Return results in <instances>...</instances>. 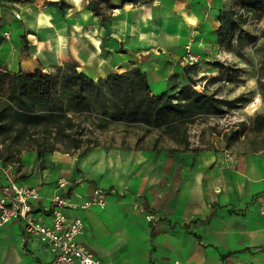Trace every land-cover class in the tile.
I'll return each instance as SVG.
<instances>
[{
    "label": "crops",
    "instance_id": "1",
    "mask_svg": "<svg viewBox=\"0 0 264 264\" xmlns=\"http://www.w3.org/2000/svg\"><path fill=\"white\" fill-rule=\"evenodd\" d=\"M92 1L0 0V66L48 71L71 62L95 79L140 67L158 92L180 81L189 42L201 65L205 59L242 68L259 64L219 45L220 14L231 0ZM248 49L245 44L241 51ZM257 76L246 73L247 80L230 89L232 97L256 84ZM219 81L234 85L235 79ZM111 126L120 130L109 144L113 153L99 154V142L86 151L43 157L27 151L21 164L14 162L16 180L42 195L34 202L36 217L51 222L57 192L83 201L101 188L107 192L104 208L65 211L69 219L83 218L79 239L103 264H264V130L247 129L227 148L186 150L169 147L167 137L153 131L137 143L125 124ZM60 178L69 182L63 189ZM53 258L45 242L25 233L21 220L0 226V264H46Z\"/></svg>",
    "mask_w": 264,
    "mask_h": 264
},
{
    "label": "trees",
    "instance_id": "2",
    "mask_svg": "<svg viewBox=\"0 0 264 264\" xmlns=\"http://www.w3.org/2000/svg\"><path fill=\"white\" fill-rule=\"evenodd\" d=\"M92 4L97 5L98 0ZM263 5L264 0H231L220 14L219 45L237 53L238 48L254 41L256 35L236 12L246 8L259 15ZM94 11L101 13L97 8ZM216 64L220 73L215 80H230L242 69L228 63ZM224 74L228 76L223 78ZM195 84L191 79L177 89L170 86L154 93L140 67L95 79L71 62L57 64L48 71L39 67L12 71L0 66V159L21 164V156L27 151L43 157L56 150L89 149L99 144L93 136L96 130H108L117 122L125 124L127 135L134 133L137 143L153 131L158 138L168 136L187 150L189 124L200 116L223 114L226 107H237L246 99L244 94L220 98L219 89L204 86L199 90ZM247 128L264 130V112L252 117L251 127L242 120L224 132L227 146Z\"/></svg>",
    "mask_w": 264,
    "mask_h": 264
},
{
    "label": "built area",
    "instance_id": "3",
    "mask_svg": "<svg viewBox=\"0 0 264 264\" xmlns=\"http://www.w3.org/2000/svg\"><path fill=\"white\" fill-rule=\"evenodd\" d=\"M242 16L249 24L261 27L262 23L253 16V12L240 8L236 15ZM19 18L20 14H16ZM4 35L9 37V33ZM184 59L194 63L199 56L192 51V43L185 46ZM229 158L232 155L228 152ZM0 171L3 172L4 183H0V226L12 219L23 222L27 235L34 236L45 242L52 251L54 258L46 264H103L86 244L79 239L84 230V221L80 215L69 219L65 209L71 207L75 210L89 209L93 205L104 208L107 205V192L101 188H95L93 193L83 201H73L66 194L55 193L51 197L50 211L52 220L46 223L35 215L34 202L41 198L38 187L22 184L16 180L14 162L3 163L0 159ZM66 178H60L58 187L63 189L68 185ZM264 214V208H262ZM149 220L154 218L153 213H147ZM179 264V262H175Z\"/></svg>",
    "mask_w": 264,
    "mask_h": 264
},
{
    "label": "rangeland",
    "instance_id": "4",
    "mask_svg": "<svg viewBox=\"0 0 264 264\" xmlns=\"http://www.w3.org/2000/svg\"><path fill=\"white\" fill-rule=\"evenodd\" d=\"M260 12L261 13L259 15L253 12V16L262 23L261 27L258 29L249 24L247 20H245V18L240 16L245 21V23L253 27L252 30L254 32L252 33L256 35V39L247 43V45H249L248 54H244V52H242L241 49L238 48L237 55L247 59L249 63H256V61L258 60L259 64H256L254 66L248 65V68H242L238 66L242 69L238 76H234V78H232L235 79L233 83L234 85L215 80V78L219 76L220 73L219 67L216 63H225L221 59H219L218 61L205 59L203 60L204 64L202 65L200 64V58L197 62L194 63L186 61L187 63L180 64V81L173 83L171 86H175L177 89L179 85L190 83L192 79L196 83L195 87L199 90H202L204 86H207L208 90L219 89L220 98H234L240 95L238 94L232 97L230 89L232 88V86H238L240 83H242V81H246V73H255L256 76L258 75L257 83H253L254 85L251 84L252 87L246 86L247 91L241 93L245 95L246 99L241 102L239 106L232 108L226 107V112H224L223 114L200 116L196 119L195 122L189 124L188 138L191 147L201 146L203 148H207L218 146L219 148H227L229 146H227L226 144L224 132H228L233 126H235V124L242 120H245L249 127V122L252 119L253 114H256V110H260L259 112H264V5L261 7ZM223 76V78H226L225 76L228 75L224 74ZM258 89L260 90V94H257ZM162 91L164 90L153 92L160 93ZM220 92L223 94V96H221ZM255 100H257L255 102L256 104L253 105V102ZM119 131V128L111 126L108 130H96L93 133V136H96L99 142L103 143L102 146L99 147V154H106L110 152L113 153L115 151V148L109 144L113 143L114 139L119 136ZM165 137H167V140L163 138L165 140L163 142L166 145H168L169 147L177 146V144L171 141L168 136ZM233 142H231V144ZM180 148H184L183 145H180ZM86 150L87 149H85V151ZM90 152L95 154L96 150Z\"/></svg>",
    "mask_w": 264,
    "mask_h": 264
},
{
    "label": "bare ground",
    "instance_id": "5",
    "mask_svg": "<svg viewBox=\"0 0 264 264\" xmlns=\"http://www.w3.org/2000/svg\"><path fill=\"white\" fill-rule=\"evenodd\" d=\"M199 37H200V36H199ZM198 39H199V38H198ZM195 41H196V40H195ZM201 41H202V40H201ZM256 101H257V100H255V101L253 102V105H255V104H256V103H255ZM255 109H256V108H255Z\"/></svg>",
    "mask_w": 264,
    "mask_h": 264
},
{
    "label": "water",
    "instance_id": "6",
    "mask_svg": "<svg viewBox=\"0 0 264 264\" xmlns=\"http://www.w3.org/2000/svg\"><path fill=\"white\" fill-rule=\"evenodd\" d=\"M78 70H79V71H82V69H81L80 67H78Z\"/></svg>",
    "mask_w": 264,
    "mask_h": 264
}]
</instances>
